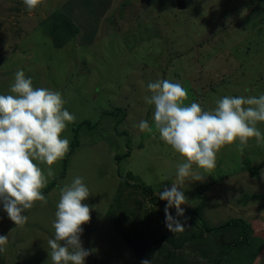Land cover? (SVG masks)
I'll return each mask as SVG.
<instances>
[{
    "label": "rangeland",
    "instance_id": "obj_1",
    "mask_svg": "<svg viewBox=\"0 0 264 264\" xmlns=\"http://www.w3.org/2000/svg\"><path fill=\"white\" fill-rule=\"evenodd\" d=\"M183 2L177 8V0H44L29 13L23 0H0V94H11L15 73L24 70L34 88L62 94L64 108L76 117L62 136L78 140L63 177L43 194L48 203L36 202L25 213L23 227H16L0 203V235L9 238L0 264H52L47 241L54 238L60 189L77 176L91 193L83 201L91 209L81 235L82 246L91 253L85 264H141L126 238L134 240L131 232L121 234L128 222H119L117 213L108 209L120 191L126 203L119 210H134L127 215L129 226L138 221L146 227L135 199L148 208V196L120 181L133 183L129 172L159 196L177 183V167L185 159L160 140L154 105L144 100L151 95L147 85L162 79L178 82L188 92L185 103H199L205 111L214 110L224 96L264 94V0ZM56 10L73 11L75 16H70L79 28L61 47L53 45L46 30ZM119 108L124 118L109 114ZM141 120L153 131L141 132L136 127ZM257 127L264 134V122ZM39 166L45 171L48 167ZM62 168V161L53 166L54 177ZM193 171L205 178L183 185L189 204L182 207L189 213L178 219L188 218L185 231L173 234L162 224L158 234H172L173 241L155 246L147 257L151 264H183L181 255L199 259L207 247H195L198 240L182 237L196 233L202 222L218 226L236 218L250 225L251 237L234 247L227 264H264V142L252 138L242 149L238 142L225 146L214 169L205 172L194 165ZM162 218L154 216L152 223ZM230 228L220 231L218 243L227 241ZM238 247H257L254 258L249 260L246 248L242 253Z\"/></svg>",
    "mask_w": 264,
    "mask_h": 264
},
{
    "label": "clouds",
    "instance_id": "obj_2",
    "mask_svg": "<svg viewBox=\"0 0 264 264\" xmlns=\"http://www.w3.org/2000/svg\"><path fill=\"white\" fill-rule=\"evenodd\" d=\"M44 0H23L29 13ZM150 96L144 100L154 105V128L159 138L184 162L176 171L177 183L159 192L167 201L165 226L174 233L183 232L188 198L183 185L186 180L203 181L205 175L193 171V166L210 172L216 167L217 154L225 147L236 144L246 147L250 139L264 142V134L257 124L264 122V94L257 96H224L216 108L205 111L196 102L186 104L187 90L178 82L162 79L150 82ZM248 91V90H246ZM11 94H0V203L8 218L23 227L36 202L48 203L42 190L54 178L53 166L62 161L70 148L69 139L62 136L68 124L76 117L64 108L66 103L59 91L34 88L32 79L24 70H17L10 85ZM136 127L141 132H152L148 121L141 120ZM46 164L43 170L39 165ZM91 195L82 177L60 189L55 212L54 238L47 241L52 264H85L91 253L82 246L83 225L90 222L91 209L83 203ZM175 208V217L169 209ZM8 236L0 235V253L7 250ZM141 264H151L143 259Z\"/></svg>",
    "mask_w": 264,
    "mask_h": 264
},
{
    "label": "trees",
    "instance_id": "obj_3",
    "mask_svg": "<svg viewBox=\"0 0 264 264\" xmlns=\"http://www.w3.org/2000/svg\"><path fill=\"white\" fill-rule=\"evenodd\" d=\"M78 9H81V8H78ZM64 11L58 12V10H56V12L58 13H55V15L52 17V20H51V17L47 20V21L51 20L48 25L46 22V30L51 37L53 45H55L56 47L63 46L64 43L69 41V39L73 37L76 33H78L79 31V28L72 21L73 16H70V15L75 16V13L73 14V11H70V12H67L66 10ZM119 113H121L122 118H124L125 111L122 110V108H119L117 113L109 111V114L118 115ZM86 123L87 122L84 121L81 123V125L86 124ZM77 146H78V140L76 139V136L73 135V138H71L70 140L69 151L66 154L65 158L62 160L63 168L60 174L54 177L47 184V187L42 190V194L49 192L57 184L58 180L61 177H63L65 170L68 166L69 156ZM126 155H128V153H126L125 156ZM116 159H119V156H116ZM262 164L263 162L260 165ZM127 174H128V177L130 176V178L134 180V182L130 183L128 179H122L120 181V184L131 186L134 188H141L142 189L141 193L143 195L148 196L149 203L151 205V207H148V208L144 207L140 201L135 199V202L137 204L136 206H139V208L142 207V211L140 213L142 215L141 220L145 222L147 225L146 227H143L141 224H139L141 222L137 221L135 224L131 223V225L129 226V223L131 221L127 220V215L130 213L133 214L134 210L129 209L127 210L128 213L123 210L122 211L119 210L120 207H122V205L126 203V199H121L120 191H117L114 197V201L111 203V205H113L114 207H110L108 209V212L110 211V213H113V212L117 213L116 218L119 220V222H122V221L128 222V227L124 229L123 231H121V234L124 235L127 233L129 235V233L131 232V237H134L135 241L137 239V242L134 243L133 242L134 240L126 236V238H128V242L130 243V246L133 247L135 251V255L137 256L135 258L136 259H139V258L148 259L147 257L153 253V251L157 248L155 246H157L161 241H169V242L173 241L172 236H171L172 234H166V233H162L161 235L158 234V231L161 228L160 226L162 224H165V214L163 213V209H165V206H166L165 204L167 202L165 200H161L159 196L154 195L152 191L148 189L147 187L139 185V181L136 176H134L133 174L131 175L129 172ZM169 212L173 216L176 214L175 208L174 210L169 209ZM187 212L189 213V211H185V214H187ZM119 214H122V215H119ZM154 216H160L163 218L162 220L156 223H152ZM117 219H115L116 222L118 221ZM227 226L232 227L230 228L229 231H226L227 235H225V237H227V241L224 243L222 242L218 243V238L222 237V235L220 234V231L225 230L223 228ZM235 227H238L237 229L238 232L234 229ZM250 228L251 227L248 223L246 224L245 221L239 220L238 218L227 221L225 222V224L218 225V226L206 227L202 222L200 229H198L196 233L190 232L186 235V237L183 236L182 240H186L189 242L198 240L199 244L198 246H195V247H207V248L202 249L199 252L201 257L197 260H193L190 255L189 257H185L184 255H181V254H180L181 255L180 259L183 264H201V262L206 259L208 260L205 261V264H227L229 260L227 261L226 259L228 258L229 254L233 255L232 252L234 250V247H236L237 245H241V244H245L249 242V238L251 237ZM205 233L208 236H212L213 238L210 237L211 239L208 240V236L207 237L203 236V234L205 235ZM155 235H158V236H155ZM138 241L142 242L141 246H137L139 244ZM174 248H178V247H174ZM238 248H242V253L245 250L244 248H246V252H247L246 256H248L249 260H252L254 258L252 257L254 254L253 252L257 250V247H238ZM199 260L201 262H199ZM178 263H181V262H178Z\"/></svg>",
    "mask_w": 264,
    "mask_h": 264
},
{
    "label": "water",
    "instance_id": "obj_4",
    "mask_svg": "<svg viewBox=\"0 0 264 264\" xmlns=\"http://www.w3.org/2000/svg\"><path fill=\"white\" fill-rule=\"evenodd\" d=\"M185 6L183 0H177V8H183Z\"/></svg>",
    "mask_w": 264,
    "mask_h": 264
}]
</instances>
